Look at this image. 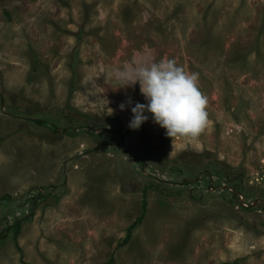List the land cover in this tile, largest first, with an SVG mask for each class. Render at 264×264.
<instances>
[{
  "label": "rangeland",
  "instance_id": "1",
  "mask_svg": "<svg viewBox=\"0 0 264 264\" xmlns=\"http://www.w3.org/2000/svg\"><path fill=\"white\" fill-rule=\"evenodd\" d=\"M134 53L196 76L208 100L198 138L173 145L147 111L128 126L121 103L147 100L108 73ZM209 159L245 197L203 172ZM152 179L164 187L146 189L120 244ZM4 193L0 222L21 218L0 237V264H264V0H0Z\"/></svg>",
  "mask_w": 264,
  "mask_h": 264
},
{
  "label": "clouds",
  "instance_id": "2",
  "mask_svg": "<svg viewBox=\"0 0 264 264\" xmlns=\"http://www.w3.org/2000/svg\"><path fill=\"white\" fill-rule=\"evenodd\" d=\"M109 76L118 83L119 88H134L140 85V92L147 104L133 101L129 97L126 103L119 106L124 110L131 107L133 117L129 127L139 129L148 120L145 112L152 113L154 122L167 130V135L194 140L205 130L208 123L207 97L199 90L195 75L188 74L175 59L155 61L149 53H134L129 61L112 69ZM107 115H113L114 110Z\"/></svg>",
  "mask_w": 264,
  "mask_h": 264
},
{
  "label": "trees",
  "instance_id": "3",
  "mask_svg": "<svg viewBox=\"0 0 264 264\" xmlns=\"http://www.w3.org/2000/svg\"><path fill=\"white\" fill-rule=\"evenodd\" d=\"M37 121L39 122H44L43 119L41 118H36ZM112 130L114 132H121V127L119 124H116ZM87 150V149H86ZM138 160V163L141 165L142 159H140L139 157H135ZM171 170L175 171V173L179 174L181 172V167L176 165V164H171L170 167ZM203 172L206 173V175L209 174H216V176L220 179H224L226 182V185H224L225 189L230 190L231 194H233L236 198L238 197V194H242L243 197H245V192L243 191V186H242V182L241 179H237V181H233V177H231V170H228L226 167L220 165L218 162L209 159L205 162L204 164V168H203ZM183 182V184H188L190 181L189 179H183L181 180ZM233 181V182H232ZM207 185L210 184L207 183ZM55 185H51L49 187H35V191L34 192H29V195L27 197L28 201H31L32 204H34L35 202H37L40 198L44 197L48 192H50V190L54 187ZM164 186L159 185L156 181L149 180L147 183L144 184V186L142 187V198H141V207H140V211L139 213L132 219V221L127 225V227L125 228V234L122 237L120 244H125L131 236L132 233V229L134 226H136L137 224H139L146 212L147 209V200L145 198V194H146V189L147 188H155L158 191L161 192L162 188ZM179 189L176 190V192H178ZM170 191L164 190L165 194H168ZM10 195L8 193H4L0 196V200L2 198H9ZM30 203V202H29ZM257 206H262L264 207V203L263 202H258L256 204ZM21 217L16 218L13 222L9 223L8 221H1L0 222V237H3L7 234L8 230L10 227H14L13 230V235L14 237L16 236V234L18 233L19 230V219ZM101 264H112V258H108L106 261L102 262ZM219 264H233L232 262H228V261H222Z\"/></svg>",
  "mask_w": 264,
  "mask_h": 264
},
{
  "label": "water",
  "instance_id": "4",
  "mask_svg": "<svg viewBox=\"0 0 264 264\" xmlns=\"http://www.w3.org/2000/svg\"><path fill=\"white\" fill-rule=\"evenodd\" d=\"M256 201H257V199L255 198L251 203H249V205L254 204ZM247 206H248V204H247Z\"/></svg>",
  "mask_w": 264,
  "mask_h": 264
}]
</instances>
